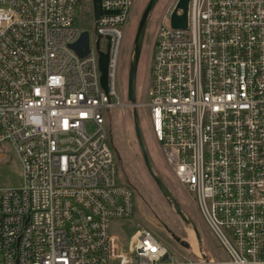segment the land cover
Here are the masks:
<instances>
[{"label":"built area","instance_id":"2783aa9c","mask_svg":"<svg viewBox=\"0 0 264 264\" xmlns=\"http://www.w3.org/2000/svg\"><path fill=\"white\" fill-rule=\"evenodd\" d=\"M80 2L0 0V158L10 143L23 167L21 186L0 187V264H206L145 227L128 243L111 231L136 204L104 125V111L129 105L115 69L134 0H101L109 13L94 16L93 37L76 23ZM178 2L162 13L138 106L231 257L221 264H264V0H189L186 28L171 23ZM83 31L90 50L79 56Z\"/></svg>","mask_w":264,"mask_h":264},{"label":"rangeland","instance_id":"374dc122","mask_svg":"<svg viewBox=\"0 0 264 264\" xmlns=\"http://www.w3.org/2000/svg\"><path fill=\"white\" fill-rule=\"evenodd\" d=\"M149 0H134L127 19L122 25L123 37L120 43L115 69V86L122 100H127V86L130 61L133 56L134 39L142 13ZM171 0H159L151 11L142 47L137 72V101L148 100L151 82L150 67L157 31L161 17ZM76 23L87 28L93 37L95 18L92 0H81L77 7ZM140 125L144 141L155 172L164 180L175 195L185 214L197 226L201 241L196 237L191 224L184 222L176 213L150 175L134 129L133 108L112 107L104 111L108 142L115 153L116 172L120 182L130 183L136 188L135 211L130 221H112L111 231L120 241L128 243L137 229L147 228L170 250L206 264L214 260L221 264L231 257L222 247L204 219L196 196L188 191L175 177L164 160L160 144L153 133L147 107H139ZM90 132L97 129L94 122H88ZM6 154L0 158V187H19L23 183V167L19 156L10 143H4ZM215 263V264H216Z\"/></svg>","mask_w":264,"mask_h":264},{"label":"water","instance_id":"95a60500","mask_svg":"<svg viewBox=\"0 0 264 264\" xmlns=\"http://www.w3.org/2000/svg\"><path fill=\"white\" fill-rule=\"evenodd\" d=\"M159 0H149L143 13L141 19L139 21V25L137 28V32L134 39V49L132 60L130 61L129 74H128V86H127V100L130 106L133 108V120H134V129L136 132V136L139 142V145L142 150V154L146 163V167L153 177L158 187L167 198L169 203L173 206L176 213L181 217V219L187 224H191L193 230L196 233V237L199 241H201V235L197 226L190 220V218L185 214L181 205L177 201L175 195L169 189L164 180L155 172L153 168V164L149 157L148 150L145 145L144 136L142 132V128L140 125V116L138 112V101H137V72H138V64L141 57L142 47L144 43V37L147 27V22L149 15L153 8L156 6ZM189 0H179L177 9H182V13L178 14L177 9L173 12L171 17V23L174 27L177 28H186L187 27V10H188ZM94 6V16L95 18H99L100 15L104 13H109V11L104 10L101 7V0H93ZM71 47L75 50V52L79 56H85L89 53V32L83 31L81 36L77 41L71 44ZM109 51H110V37L108 36V43L106 50H100V58H99V69L101 72L100 80L105 91H108L109 85V77H108V65H109Z\"/></svg>","mask_w":264,"mask_h":264},{"label":"bare ground","instance_id":"6f19581e","mask_svg":"<svg viewBox=\"0 0 264 264\" xmlns=\"http://www.w3.org/2000/svg\"><path fill=\"white\" fill-rule=\"evenodd\" d=\"M215 263H216V261H214V260H211V261L208 262V264H215Z\"/></svg>","mask_w":264,"mask_h":264},{"label":"flooded vegetation","instance_id":"af4514ba","mask_svg":"<svg viewBox=\"0 0 264 264\" xmlns=\"http://www.w3.org/2000/svg\"><path fill=\"white\" fill-rule=\"evenodd\" d=\"M167 199V198H166ZM169 202V201H168ZM170 204V203H169ZM171 205V204H170ZM172 206V205H171ZM192 226V225H191Z\"/></svg>","mask_w":264,"mask_h":264}]
</instances>
